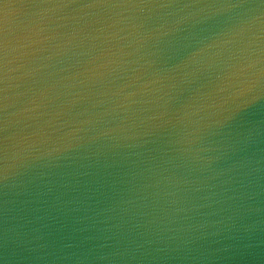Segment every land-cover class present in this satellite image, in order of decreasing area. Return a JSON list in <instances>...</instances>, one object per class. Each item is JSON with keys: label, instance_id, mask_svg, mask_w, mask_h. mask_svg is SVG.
<instances>
[{"label": "water", "instance_id": "95a60500", "mask_svg": "<svg viewBox=\"0 0 264 264\" xmlns=\"http://www.w3.org/2000/svg\"><path fill=\"white\" fill-rule=\"evenodd\" d=\"M0 264H264V0H0Z\"/></svg>", "mask_w": 264, "mask_h": 264}]
</instances>
